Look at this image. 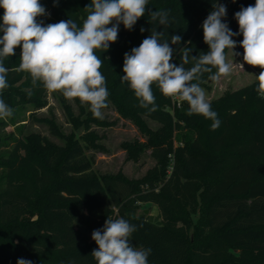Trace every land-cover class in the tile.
Instances as JSON below:
<instances>
[{
	"label": "trees",
	"instance_id": "16d2710c",
	"mask_svg": "<svg viewBox=\"0 0 264 264\" xmlns=\"http://www.w3.org/2000/svg\"><path fill=\"white\" fill-rule=\"evenodd\" d=\"M40 2L51 22L70 18L82 25L91 0H58L56 6L53 0ZM212 2L149 0V9L170 12L169 26L149 23L146 13L131 31L121 24L117 41L106 52L96 50L103 60L100 71L106 78L107 100L148 137L147 145H125L129 158L152 149L155 167L144 177L97 176L81 143L91 144L94 137L63 135L52 122L47 123L49 130L63 145L39 135L12 140L11 149L0 157V264H17L20 258L33 264H96L91 252L98 246L92 232L108 217L137 226L130 242L151 248L149 264H264V99L255 90L257 80L210 101L221 121L214 131L211 120L187 115L186 101L164 96L155 84L157 110L150 112L139 107L134 92L121 83L124 53L138 47L151 28L163 31L165 39L180 35L179 47H191L193 56L207 53L202 23ZM218 2L227 7L225 22L233 32L239 30L234 14L255 4V0ZM3 12L0 8V18ZM233 38L234 51L243 60L239 46L243 37ZM15 51L4 60L9 86L0 91V99L14 112L26 106L40 108L47 89L39 82L33 86L29 73L17 71L21 49ZM180 59L174 54L171 62L179 65ZM250 67L257 75L262 71ZM210 75L203 74L201 87L212 82ZM85 115L84 122L105 126L89 106ZM70 120L76 127L81 124ZM145 120L157 123L159 130L151 131ZM174 132L181 134L175 147ZM142 204L153 205L159 221L145 217Z\"/></svg>",
	"mask_w": 264,
	"mask_h": 264
},
{
	"label": "clouds",
	"instance_id": "9594fccd",
	"mask_svg": "<svg viewBox=\"0 0 264 264\" xmlns=\"http://www.w3.org/2000/svg\"><path fill=\"white\" fill-rule=\"evenodd\" d=\"M148 3L149 0H91L84 8L87 16L79 25L70 18L45 24L39 18L50 14L40 0H0L4 10L0 18V91L9 86L4 60L15 56L19 47L21 62L17 71L29 73L33 86L39 82L49 91H60L67 100L79 99L82 105L89 106L94 118L103 119L109 91L100 71L103 60L96 50L106 52L117 41L121 24L131 31L146 13L149 23L169 26L170 12L151 10ZM57 4L58 0H53V5ZM226 16V5L214 0L202 23L207 53L193 56L191 47H179L180 35L165 39V33L157 28H151V34L138 47L124 53L121 83H127L134 92L139 107L150 112L157 110L152 89L155 84L164 96L186 101L187 115H202L212 121L211 130L219 128L221 121L206 99L201 77L210 73V80H218L231 74L233 64L226 62L225 49H230L234 56L240 55L234 52L235 36L243 37L239 46L244 50V63L262 69L256 75L255 90L264 99V0H255L254 5L241 7L234 14L237 32L225 22ZM140 31L145 29L141 27ZM174 54L181 58L179 65L171 62ZM188 64L192 66L186 68ZM239 66L243 68V64ZM13 115L14 110L0 99V119ZM135 231L137 226L124 218L108 217L102 228L92 232L98 246L91 252L96 264H149L151 248L136 247L130 242ZM17 264L33 262L20 258Z\"/></svg>",
	"mask_w": 264,
	"mask_h": 264
},
{
	"label": "rangeland",
	"instance_id": "374dc122",
	"mask_svg": "<svg viewBox=\"0 0 264 264\" xmlns=\"http://www.w3.org/2000/svg\"><path fill=\"white\" fill-rule=\"evenodd\" d=\"M48 12V11H47ZM49 13V12H48ZM42 21L53 23L50 15L40 17ZM235 52V51H234ZM226 62L233 64L229 76H221L218 80H212L205 90L206 99L210 102L219 98L226 91H234L256 81V72L250 65L238 56H234L228 49ZM239 64H243L240 68ZM45 104L40 108L26 106L15 110L10 118L0 119V157L5 156L12 147V140L21 139L29 135H39L57 145H63L64 141L51 134L47 123L52 122L63 135H74L80 139L93 136V142L82 140L85 147L84 153L91 160L92 171L97 176L116 175L120 173L128 179H141L146 173L155 167V160L151 157V148L147 147L139 151L135 158H129L126 144H148V137L129 120L123 119L115 110L113 104L107 100L108 107L103 109L105 126L84 122L88 106L82 105L79 99L67 100L60 91L47 90ZM70 118L79 120L80 126H75ZM146 126L153 132L160 126L150 120H145ZM88 135V136H87ZM181 134L173 133V146L180 143L176 140ZM1 175V171H0ZM140 210L145 217L153 222L159 221V212L151 204L140 205Z\"/></svg>",
	"mask_w": 264,
	"mask_h": 264
},
{
	"label": "water",
	"instance_id": "95a60500",
	"mask_svg": "<svg viewBox=\"0 0 264 264\" xmlns=\"http://www.w3.org/2000/svg\"><path fill=\"white\" fill-rule=\"evenodd\" d=\"M144 212H146V211H144Z\"/></svg>",
	"mask_w": 264,
	"mask_h": 264
}]
</instances>
